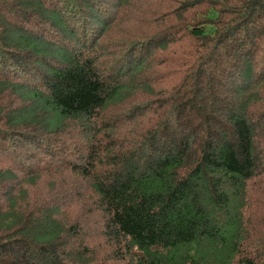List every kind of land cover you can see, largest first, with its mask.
<instances>
[{"label":"trees","instance_id":"1","mask_svg":"<svg viewBox=\"0 0 264 264\" xmlns=\"http://www.w3.org/2000/svg\"><path fill=\"white\" fill-rule=\"evenodd\" d=\"M149 5L113 53L135 0H0V264H110L30 198L64 169L129 264H264V0ZM158 75L164 99L135 103Z\"/></svg>","mask_w":264,"mask_h":264},{"label":"rangeland","instance_id":"2","mask_svg":"<svg viewBox=\"0 0 264 264\" xmlns=\"http://www.w3.org/2000/svg\"><path fill=\"white\" fill-rule=\"evenodd\" d=\"M154 1L155 0H147V2H144L135 0V7L137 9H135V11L133 9L129 10L128 13H126L128 18L119 16V11L116 13V23H112L108 32L103 37V41L114 40L111 48H109L107 45L105 50L106 52L109 50H111L113 53L115 51L117 52L122 49H119V46L130 41V38L127 36V31L134 28L133 26L136 25L134 21L136 17H143L144 22L151 19V11L146 12L144 16H139L137 11H142V6H146L143 9H147V6L149 4V6H151V3ZM122 14H124V12ZM124 46L126 47L127 45ZM114 65V63L110 64V66ZM155 78H157L159 81L153 82L149 92L144 95H139L135 99V103L138 104L139 101L148 98V96L156 99H164L168 79L162 80L159 75ZM118 110L119 109H114L109 113L112 114ZM113 116L117 117L118 119L121 118V116ZM70 131L71 130L68 129V132ZM78 136L80 137V135ZM57 141L60 140L58 139ZM84 148L85 147L83 144L78 141L74 149L73 146H65L64 154L69 155L70 158L74 159L76 157L74 151L77 149L79 151V149ZM59 158L62 157L60 156ZM29 194L30 198L36 200L40 198L47 200L49 204L57 203V205L60 207V210L66 213L67 217L69 218L68 220L78 222L85 231L86 236H89V238L86 237L88 240L86 242L88 246L86 247L90 248L92 252L98 256V260H105L110 264H129L130 260L135 258V252L128 254L125 248H117L112 245H108L111 243H108L105 238L102 237V232L100 230H102L101 223L103 215L99 212L97 204H95V194L93 193L88 180L85 178L81 177L80 175L71 174L65 169L64 171L59 170L58 172L44 174L39 185L35 188L29 189ZM258 199L259 204L255 207V214L250 217L253 223L256 222L259 216L263 213L264 193L261 192Z\"/></svg>","mask_w":264,"mask_h":264}]
</instances>
